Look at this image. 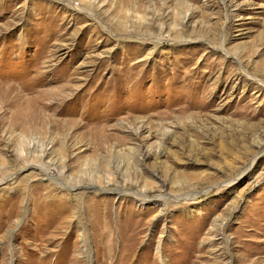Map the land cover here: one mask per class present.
<instances>
[{
  "label": "rangeland",
  "instance_id": "rangeland-1",
  "mask_svg": "<svg viewBox=\"0 0 264 264\" xmlns=\"http://www.w3.org/2000/svg\"><path fill=\"white\" fill-rule=\"evenodd\" d=\"M142 1L0 0V264H264V0Z\"/></svg>",
  "mask_w": 264,
  "mask_h": 264
},
{
  "label": "bare ground",
  "instance_id": "bare-ground-1",
  "mask_svg": "<svg viewBox=\"0 0 264 264\" xmlns=\"http://www.w3.org/2000/svg\"><path fill=\"white\" fill-rule=\"evenodd\" d=\"M162 1V0H161ZM168 1V0H167ZM170 1V0H169ZM152 2V0H146V4H150ZM163 2V1H162ZM185 6H186V4L185 3H183L182 1H177L176 2V10H177V17H178V19H179V14L180 13H182V9H184L185 8ZM144 3H143V1L142 0H136V2H135V4H134V9H135V11L136 12H140L141 10H144ZM146 11H147V8H146ZM141 14V13H140ZM125 16V15H124ZM140 17V19L139 20H143L144 19V21H147L146 20V18L144 17L145 15L144 14H142V17H141V15H139ZM117 23H119V21L117 22ZM123 23V22H122ZM140 23H142V21L140 22ZM121 24V23H120ZM143 24V23H142ZM141 27V26H140ZM156 26L154 25V23H147V27H146V29L148 30V31H151V30H153L154 28H155ZM20 144V147L22 148V149H26V146H24L23 145V143L21 142V143H19ZM100 165V164H99ZM92 166V165H91ZM91 170H94L96 173H99V172H101L103 169H102V167H101V165L100 166H98L97 164L95 165V167H92V169L90 168V171ZM88 171V170H87ZM92 172V171H91ZM96 173H95V175H96ZM84 175L86 176L87 174L86 173H84ZM93 176L92 177V179L93 180H95V181H97L98 179L100 180V178L99 177H96V176ZM83 181H85V179L83 180Z\"/></svg>",
  "mask_w": 264,
  "mask_h": 264
}]
</instances>
